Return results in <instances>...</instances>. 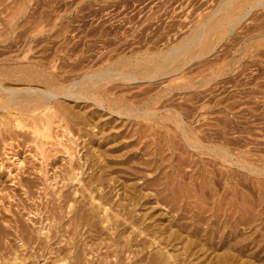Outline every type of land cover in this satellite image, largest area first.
Returning a JSON list of instances; mask_svg holds the SVG:
<instances>
[{
  "label": "bare ground",
  "instance_id": "6f19581e",
  "mask_svg": "<svg viewBox=\"0 0 264 264\" xmlns=\"http://www.w3.org/2000/svg\"><path fill=\"white\" fill-rule=\"evenodd\" d=\"M30 1L0 0V15L6 11L5 16H2L3 18L8 17L6 25L4 27L0 26V41H6V46L9 50L13 46L12 42L19 35L23 36L22 39L20 38L24 42L22 50L28 52L31 49L29 42L37 37L35 33L32 34L34 28L40 24L42 25L43 21L47 23L53 22L52 24L55 26L59 22L52 20L53 16L50 15H53V13L43 8L36 14L37 11L35 9L31 10L34 2L30 3ZM230 1L232 0H221L214 7V10L212 9L206 14V18L198 24L188 38L184 41L182 39L183 42L178 46L161 51L163 53L162 56L154 55V53L153 56L135 54L127 58H121L124 61L120 63L111 61L95 73L79 74L84 78L91 79L86 86H77L81 81L80 79L65 84V80L68 78L66 79L62 71L51 73L52 76L44 75L43 72L46 70L41 68L43 66L41 61L19 68L23 72L22 76L18 78L20 81L31 82L40 80L42 86L30 84L21 87L6 86L0 80V108L6 109L12 116L10 118L11 123L7 121L4 123V127L1 128L0 135H3L1 139H4L6 135L4 132H9V136H16L17 134L20 135L18 130L21 129H24V131L29 130V133L35 135L42 134L45 136L42 132L48 129L49 113L52 112L60 119H68L71 123L72 121L76 124L81 122L84 125L94 121L93 113L89 114L86 111L85 113L74 114L75 112H72L71 109L62 107L58 99L64 96L92 100L100 107L105 108L106 106L110 112H115L118 115L130 116L141 112L147 116L150 115L151 118L157 114V110L153 109L150 112L142 109V106L154 103L163 95H169L166 100L170 98L173 100L172 97L175 91L184 89L190 91L191 95L180 96L183 103H185V100L195 99V101H198L204 99V89L202 87L204 82L209 79L204 78L205 75L202 74L204 71L202 68L204 65V60L202 59L204 52H202L201 48L196 49L195 47L201 42L203 34L208 30V24L214 23V25H218L222 22L223 13L220 15L219 10H221L220 8L224 3ZM250 2L248 3V1L244 0L237 2L236 6L239 8V15L232 22V25L244 18L256 5H262L264 0ZM231 8L233 6L229 9ZM229 9L228 7L226 8L225 14L228 13ZM58 15L55 16L57 17ZM78 15L77 13L74 14L75 17ZM15 17H17L16 20L14 19ZM20 19H23L20 25L21 28L15 32L19 25L16 23ZM72 19L74 21V17ZM64 24L58 25V28H61ZM231 31L230 28L226 34ZM103 32L106 31L102 30L101 33ZM135 34L137 35V33ZM221 40L223 39H219L217 43ZM22 41L20 44H22ZM27 43L28 46H26ZM13 49L15 50V48ZM42 59L44 58L42 57ZM132 59L136 61L134 63L126 61H132ZM48 60H43L46 61L45 65ZM192 60H197L196 63H199L197 80L193 81L196 78L194 76V78L188 77L175 85H167L161 88L164 93L156 91L154 94H148V92H151L150 88H142L119 96L116 95V91L119 89H114L121 85L113 84L108 86L100 94L101 96L88 95L95 91L97 85L113 80L131 83L146 80L151 83L159 77L174 75L184 71L185 68L188 69V65L190 66ZM126 64L131 66L127 68ZM77 65H79V62ZM61 68H57V71ZM227 73L229 72L227 71ZM101 81L105 82L102 83ZM128 98H135L134 100L139 102V104L131 105L134 100H129ZM164 102L163 100L162 110H168L169 112L166 113V116L177 122L178 135H181L179 137L182 140L181 142L188 147L197 148L199 152H204V155H210L211 157H205L208 161L204 158L203 164L199 163L197 159L190 160L193 161L197 168L188 175V181H185V175L181 173L178 167L179 164L187 159L185 155L181 154L177 155L178 163H172V155L169 158L159 155L161 164L166 160L170 170L162 171L164 174L162 176H158L159 174L155 173L152 174L153 170L155 171L160 166L158 159H156V155L160 153L157 141H155L157 146L152 152L146 151V153L151 154V157H149L150 154L146 157L144 155L145 152L142 154L143 157L138 156L139 152L134 153L126 150L120 154H115L116 158H111L110 156L113 155L111 153L126 148V145L121 144L118 147L105 149H101L100 145L99 149H96L99 150V154L96 156L98 159L97 168L87 172V176L81 175L83 163L75 165L71 161L67 175L63 174L58 181L56 179L58 176H53L51 180L56 182L52 183L58 184V182L66 180L75 181L77 184L81 183V187H84L82 189L83 192H87V195L84 194V196H87L88 199L85 202L77 201L63 194L60 190L59 192L54 191L51 206L46 203L43 209L38 206L28 211V213L33 212L38 217L44 215L43 220H40V226L35 230L36 234H33L34 228L30 230L26 225L14 224L15 235L20 242L19 247L30 250L31 254L27 256L31 257L29 259L30 264H201V260H193V255L197 254L199 250L211 252L220 248H224V250L215 254L217 264H235L236 257L242 254L259 258L262 256L259 255V251L264 249V200H262V196H264V177L260 180L257 176L255 181L253 180L252 182L251 178L253 176L251 177V173L264 175V162L260 166H258L259 162L255 163L254 160L256 159L254 158L253 160V157L248 155L251 148H247L243 152L247 154H240V150L237 149L240 145L241 147L243 145L238 142L239 140L211 141L215 142L213 145L202 142L205 134L204 128H202L204 126V116L198 117L204 114V105L198 107L197 111V107L193 105L196 108L194 110L193 108L183 107L181 105L182 102L173 104V101H169L173 106L171 104L167 106ZM191 102L193 103V101ZM53 107L59 109L63 115L57 114ZM159 110L161 109L159 108ZM194 122H198L196 123L198 126L192 125ZM65 126L66 130H68L69 126ZM224 131L223 129H218L213 133L224 134ZM56 136L58 135L53 137V141H46V143L51 142L61 146L69 154L70 160H72L75 146L71 143H74L75 140L69 138V142H67L62 137L57 138ZM258 143L260 142L258 141ZM35 146L40 150L39 152L43 159L45 157L44 146H38L37 144ZM174 147L175 145L172 144L171 150ZM172 152L173 154L175 153L173 150ZM18 153L9 150L5 153L6 160L9 161L8 165L3 164V161L0 162V165L8 168V171L11 172L13 169L21 170L24 159L21 156L19 157ZM257 160L262 161L261 158ZM200 161L203 162V160ZM218 163L221 166H216ZM85 172L86 170L83 174ZM44 176V181L46 182L48 177L46 174ZM134 179L138 181L136 182ZM221 180H223V185L220 188L218 184ZM45 184L47 186L53 185L50 182ZM21 185L27 194V187L30 189V185L28 182H23ZM240 185L253 188L252 190L255 188L257 190L256 193L258 192L256 199L258 202H255L253 197L244 195L242 190H240ZM144 188L152 190L143 192ZM119 190L122 191L120 192ZM248 197L253 198L254 202L250 201ZM147 203L163 205L168 221L166 224L164 223L165 225L158 222L160 219L155 217L152 211H144L147 208L144 207ZM140 210L143 212H140ZM27 219L31 220L29 216ZM45 221L46 224L44 223ZM14 222L17 223V220L15 219ZM125 232H128V234L122 236ZM2 242L1 240L0 264H8L10 260L5 258L6 247ZM163 242H165V245ZM176 243H182V251L176 254L170 253V247L167 248V246L171 244L172 247ZM21 252L20 254L17 252L13 253L12 258L16 261L14 263L29 264L26 261L27 257ZM41 261L43 262L41 263ZM242 264L247 263L244 261Z\"/></svg>",
  "mask_w": 264,
  "mask_h": 264
},
{
  "label": "rangeland",
  "instance_id": "374dc122",
  "mask_svg": "<svg viewBox=\"0 0 264 264\" xmlns=\"http://www.w3.org/2000/svg\"><path fill=\"white\" fill-rule=\"evenodd\" d=\"M220 1L221 0H31L30 3L34 2V5L32 8H29H31V10L35 9V11H37L36 14L43 8L53 13V15H50L53 16L52 20L59 22L55 26L52 24L53 22L47 23L43 21L42 25L40 24L34 28L32 34L35 33L37 37L31 40V43L29 42L31 49L28 52L22 50L24 42L20 40V38L22 39L23 36L17 35L16 40L12 42L13 46L11 45V50L6 46V41H0V80L6 86L21 87L28 84L42 86L40 80L28 82L18 79L23 73L19 68L41 61L43 63L41 68L46 70L43 72L44 75L52 76L53 73L62 71L66 79L68 78L65 80V84L80 79L81 81L77 86H86L91 79L89 80L81 75L85 73H95L99 71L100 68H104L105 65L111 61L120 63L124 61L121 58H127L135 54L153 56L154 53V55L162 56L163 53H161V51L180 45L188 38L189 34L193 32L198 24L206 18V14L212 9L214 10V7H216ZM242 1L243 0H232L224 3L220 8L221 10H219L220 15L223 13L222 22L218 25H214V23L208 24V30L203 34L200 40L201 42L199 41L200 43L195 47L196 49L201 48L202 52H204L205 57L203 56L202 58L204 60V65L202 66L204 71L202 74L205 75L204 78L209 79L204 82L202 87V89H204V99H201L202 101H195V99H193L190 101L185 100V103H183L180 96H188L191 92L184 89L177 90L172 97L173 100L171 98V100H166L169 95H163L154 103L142 106V109H146L150 112L153 111V109L157 110V114L152 118L149 115V118V116L141 112L134 115L131 114L130 116L118 115L115 112H110L106 106L105 108L100 107L92 100L89 101V99L64 96L58 99L62 107L71 109L72 112H75L74 114L85 113L86 111L89 112V114L93 113L95 117L93 119L94 121H92L93 123L91 122L84 125L81 122L80 124H76L73 121L71 123L68 119H60V117L52 112L49 113L50 121L47 122L48 129L42 132L45 136L42 134L35 135L29 133V130H25V133L24 129L18 130L20 135L9 136V132H4V134H6L4 139H1L3 135H0V162L3 161V164L8 165L7 163H9V161L6 160L5 153L9 150L19 152L18 156L24 159L21 170L13 169L11 172L8 171V168L0 165V242L2 240V243H4L6 247L4 255L5 258L10 260L8 264H16L14 263L16 261L12 258L15 252L20 254L21 250L24 249L21 253L26 257L31 254L28 248L19 247L20 242L18 238H16L14 224L26 225L30 230L34 228L33 234H36L35 230L40 226V220H43L42 218L44 215H42V217L39 216V218L37 215L35 216L33 212L28 213V211L38 206L43 209L46 203L48 206H51L50 204L54 198V191L59 192V190L71 199H76L77 201L81 200L82 202L87 201L88 197L84 196L87 192H83L82 189H84V187H81V183L77 184L75 181L66 180L64 182H58V184H53L52 182L56 181L51 179L53 176L57 175L58 177L56 179L58 181L63 174L67 175L71 161V163L75 165L83 163V169L81 170L83 172L86 170V172L84 174L81 172L82 176H87V172L96 170L98 165L96 156L99 154V150L96 149H99L100 145L101 149L118 147L121 144L126 145V148L111 153L113 154L110 156L111 158H116L115 154H120L126 150L134 153L139 152L138 156H143L142 154L145 152L144 155L148 157L147 155L150 153H146V151L152 152L155 146H157L155 145V141H157V143H159L157 147L160 153L156 155V159L160 162H158L160 166L156 169L157 171L153 170L152 174L155 173L159 174L158 176H162L164 175L162 171L170 170V166H168L166 160L161 164L160 158L158 157L159 155L165 158H169L172 155V163H178L177 155L179 156L181 154L185 155L187 158L183 163L178 165L181 173L185 175V181L189 180L188 175L197 168L193 161L190 160L197 159L199 163L201 162L204 164V158L211 157L207 154L204 155V152H199L197 148L188 147L181 142L182 140L179 138L181 135H178L179 129L177 127V122L166 116V113L169 112L168 110H162L163 100L167 106H170L169 104L173 106V104L182 102L181 105L183 107L193 108L194 110L196 108L193 106H195L197 107V111L199 109L198 107L204 105V114L198 117L204 116V126H202V128H204L205 134L202 142L213 145L215 142L211 141H225L226 139H232V141L239 140L238 142L244 146L241 147L240 145L241 148L239 147L237 149L240 150V154L247 150V148H251L248 155H251L250 157H253V160L254 158L256 159L254 160L255 163L259 162L258 166H260L262 162H264V3L253 7L244 18L232 25V22L236 20L239 15V8L236 4ZM244 1H248V3L252 1L253 3L257 0ZM231 6H233V8L229 9ZM227 7L229 11L225 14ZM76 13L79 15L75 17L74 14ZM5 14L6 11L0 15L1 27L6 25V19H8V17L3 18ZM57 14L59 15L56 17L55 15ZM73 17L74 21H72ZM14 19L16 20L17 17ZM22 20L23 19L17 21L16 24L19 25L15 32L21 28L20 25L22 24ZM61 24L64 25L58 28V25ZM230 28L232 31L226 34ZM102 30L106 32L101 33ZM107 33H109V36L106 35ZM135 33H137V35ZM116 34L117 36H115ZM219 39L223 40L217 43ZM146 40L150 41L148 42ZM21 41L22 44H20ZM26 46H28V43ZM13 48H15L16 51ZM1 52L3 53L1 54ZM42 57L44 59H42ZM1 58L3 59L1 60ZM45 59H49L46 65V61H43ZM80 59H83V62ZM126 61L134 63L136 60L132 59V61ZM78 62L79 65H77ZM196 62L197 60L191 61V69L188 65V69L185 68L184 71L175 73L174 75H166L167 78L165 76L159 77L155 79L156 81L154 80L151 83L146 80L134 83L124 82L122 80H113L110 82L101 81L105 83L97 85L95 91H92L88 95H100L108 86L113 84L121 85L118 86L119 88L117 87L114 89H119L117 90L118 92L116 91V95L119 96L122 94H129L132 91H138L142 88H150L151 92H148V94H154L156 91L158 93H164L161 88L167 85H175L186 80L188 77L194 78V76H196L193 81L197 80L199 63ZM126 65L127 68L131 66H129V64ZM59 67L63 68L57 71ZM70 69L71 71H69ZM227 71L229 73H227ZM181 74L185 75L182 76ZM128 99L134 100L135 98ZM135 101L136 100L132 101L131 105L135 103L139 104V102ZM169 101H173L174 103L172 104ZM191 101H193V103ZM159 108L161 110H159ZM10 110L12 111V109ZM53 110H56L57 114L60 113L63 115L59 109L54 108ZM10 116V113L7 112L6 109L0 108V131L2 130L1 128L4 127V123L7 121L11 123L10 118H12V116ZM196 123L198 122H194L192 125L198 126ZM65 125L69 126L68 130H70V132L66 130ZM218 129L225 130L224 134L215 133L217 134L215 135L213 132ZM55 135H58L56 136L57 138L62 137V139L67 142H69V138L75 140L74 143H71L75 146L72 160H70L69 154L61 146L55 145V143L52 144L51 142L46 143V141H53ZM234 138L237 139L234 140ZM258 141L261 144L258 143ZM35 144L44 146L45 157L43 159L41 158L40 150L36 148L37 146H35ZM172 144L175 145L172 150L176 155H174L175 153L173 154V152L171 153L172 150L170 147H172ZM245 154L243 153L242 155ZM149 157H151V154ZM260 158L262 161L257 160ZM188 160L193 165L190 164ZM200 160H203V162ZM205 160H207V158H205ZM186 164H189L188 167ZM216 166L221 165L218 163ZM44 174L48 177L46 182L44 181ZM257 176L260 180L264 177L262 174L256 175L255 173H251V181H255ZM135 180L136 182L138 181L137 179H134V181ZM23 182H28L30 185V189L27 187V194L24 187L21 185ZM44 182H50L53 185L47 186ZM222 182L223 180L219 182L218 187L220 186L221 188L223 185ZM239 187L244 195L253 197L255 202L257 201L258 192L256 193L257 190L255 188L252 190L253 188L251 189L243 185ZM143 190V192H150L152 189L144 188ZM119 191L121 192L122 190ZM249 197L248 199L254 202L252 200L253 198ZM262 200H264V196H262ZM144 207H147L145 210L143 209L144 211H152L154 216L160 219L158 220V222H161L160 224L165 225L168 222L163 205L147 203ZM140 212L143 211L140 210ZM28 216L32 221L27 219ZM15 219L17 223L14 222ZM44 223L46 224V221ZM126 234H128V232L123 233L122 236ZM95 242H97V240H95ZM163 243L165 245V242ZM181 245L182 243H176L171 247L170 244L167 248L170 247L169 252L176 254L182 251ZM223 250L224 248L216 249L211 252L199 250L197 252L198 255H193V260H201V264H217L215 254L221 253ZM259 255L262 256L259 258L242 254L236 257L235 264H242L244 261L247 264H264V249L259 251ZM29 259H31V257H27L26 261L30 264ZM42 262L43 261H41V263Z\"/></svg>",
  "mask_w": 264,
  "mask_h": 264
}]
</instances>
